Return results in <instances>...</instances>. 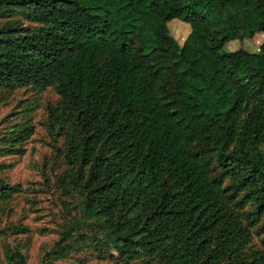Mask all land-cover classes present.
Listing matches in <instances>:
<instances>
[{
    "label": "trees",
    "instance_id": "obj_1",
    "mask_svg": "<svg viewBox=\"0 0 264 264\" xmlns=\"http://www.w3.org/2000/svg\"><path fill=\"white\" fill-rule=\"evenodd\" d=\"M16 16L0 26V89L55 88L84 212L118 230L143 219L122 247L219 264L249 229L264 235V40L254 53L222 51L264 39V0H0V20ZM171 20L189 26L181 45ZM17 191L0 183V202ZM229 209L243 214L232 228Z\"/></svg>",
    "mask_w": 264,
    "mask_h": 264
},
{
    "label": "rangeland",
    "instance_id": "obj_2",
    "mask_svg": "<svg viewBox=\"0 0 264 264\" xmlns=\"http://www.w3.org/2000/svg\"><path fill=\"white\" fill-rule=\"evenodd\" d=\"M14 19L17 22L0 20V26H16L19 18ZM166 27L178 45L189 33V26L178 20L169 21ZM263 40L256 34L230 41L222 51L254 53ZM25 127H31V136L23 143L14 141L12 136ZM74 135L71 115L54 87L0 89V183L18 190L0 202V264H162L157 250L147 253L143 247L121 245L122 238L143 227V219L130 230H118V221L105 223L104 218L84 212V191L78 179L82 168L79 161L75 164L65 157ZM13 148L24 153L13 155L9 152ZM259 150L264 154V143ZM229 212L232 221L227 227L232 228L235 219L241 224L243 214ZM263 236L256 228L249 229L235 242L229 258L219 264L241 259L248 264L264 257L259 243ZM168 244L172 246L171 241ZM213 246L211 243L210 248ZM176 248L185 253L180 246ZM199 262L195 256L194 264Z\"/></svg>",
    "mask_w": 264,
    "mask_h": 264
}]
</instances>
